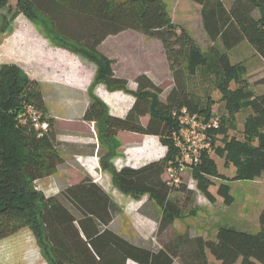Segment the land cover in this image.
Returning a JSON list of instances; mask_svg holds the SVG:
<instances>
[{
	"label": "trees",
	"instance_id": "obj_1",
	"mask_svg": "<svg viewBox=\"0 0 264 264\" xmlns=\"http://www.w3.org/2000/svg\"><path fill=\"white\" fill-rule=\"evenodd\" d=\"M178 1L18 0L25 10L48 20L61 47L97 64L95 85L103 83L109 90L132 92L135 96L127 115L119 117L112 115L95 94L93 83L89 88L90 100L83 119L95 122L108 157L116 155L121 146L119 131L156 135L167 147L163 157L139 167L116 170L102 160L122 192L149 194V199L162 207L158 234L183 215L197 190L215 200L210 189L212 178L223 180L217 194L230 205L234 196L226 181L253 180L264 172V93L256 94L251 89L243 79L244 62H232L228 53L246 39L264 61V0H232L229 7L223 0H184L196 10L213 45L221 40V47L212 46L208 51L201 50L190 33L172 21L180 17L171 9ZM128 29L162 41L173 74L171 84L164 87L143 74L137 77V89L131 91L126 78L115 76L113 60L98 47L107 36ZM21 69L17 64L0 67V240L30 227L41 238L49 264H175L176 259L182 264H209L208 253L218 264H236L240 258V264H264V208L256 233L220 226L215 239L185 232L152 249L110 228L120 206L91 176L56 194L45 195L38 190L34 183L58 171L66 160L67 147L53 129L54 119L48 116L42 83ZM202 70L215 75L226 121L205 129L210 146L201 149L198 162L190 167L196 188L184 179L170 185L164 174L181 154L176 136L182 127L183 108L207 124L215 118L212 100L205 103L189 90V78ZM257 83L264 84V77ZM166 89L169 91L162 100L160 95ZM28 107L41 114V121L48 122L47 131L36 128ZM245 110L250 113L244 120L242 138L229 136L227 122L234 126L237 113ZM145 115H149L146 124L141 120ZM217 136L223 137V145H216ZM212 153L234 163L237 174L232 178L222 174Z\"/></svg>",
	"mask_w": 264,
	"mask_h": 264
},
{
	"label": "rangeland",
	"instance_id": "obj_2",
	"mask_svg": "<svg viewBox=\"0 0 264 264\" xmlns=\"http://www.w3.org/2000/svg\"><path fill=\"white\" fill-rule=\"evenodd\" d=\"M231 1L232 0H223L227 7L230 6ZM3 3L4 4L0 3V67L3 64H17L22 68V72L25 73L27 71L26 73L29 75V58H34V66L39 64L41 59V56L39 54H30L31 47L29 46V44L33 43L32 39L36 37L41 38L42 36H44L50 39L51 42L59 46L61 42L54 36L55 32L45 17H43L39 13H34L31 11L29 12V9L25 10L23 4H19L18 0H5L3 1ZM171 9L172 12H174L177 16L180 15L179 18H174L172 21L188 31L201 50L208 51L212 46L221 47L220 39H218V41H216V43L213 45V42L210 40L203 27L202 20L196 16V10L190 9V4L188 2L184 0L175 2L173 4V7L171 6ZM255 14L258 16L257 12ZM10 45H14L15 48L11 50L12 47ZM228 53L232 62H244L246 71L243 74V79H245L251 89H253L256 94L264 93V84L257 83L259 79L264 77V62L258 57L252 45L248 41L242 40L238 44V46L236 45L235 48H231ZM79 55L83 56L81 53H79ZM160 56L162 60L160 62H155L159 65L158 68L160 74L164 75L166 74L165 68H167V65L163 58V51ZM84 57L86 58V56H83V58ZM155 60H157V58ZM155 64L151 65L147 63V67L155 69ZM201 72L202 73H198L189 78V90L194 95H197L199 98H201L205 103L208 100H212V109L215 114V118L214 121L211 120L207 122H216L218 124L220 122L223 123V121H226L225 117H223L226 113V109L224 103L220 99L221 93L216 87L215 75L210 71L206 72V70H202ZM201 74L204 76H202ZM172 82V77H164L162 86H168ZM99 84L96 83L95 85V83H93V86L97 87ZM53 88L59 89L58 86H52L51 89ZM168 91L169 89H166V91L161 93L160 97L162 100H165V92ZM51 107L54 110L59 109V106L57 104H52ZM249 113L250 110H245L237 113L234 126H231L230 122H227V126H229V136H237L239 138H242L244 120ZM57 126H55V124L53 125V129L57 132L64 130L73 132L82 131V128L76 125H73L72 127H62L60 125ZM95 130L97 132L99 144H101L98 127L96 125ZM216 141V145L218 146L224 144L222 136H217ZM102 148L103 145L101 144L100 152L103 153L102 156H100V153L96 158H87L86 160L82 161L81 165L83 164L82 166L86 167L97 166L99 167V170L101 169V173L107 172L111 176V179L109 177H105V175L103 177H96L99 174H96L95 172V177L93 179L95 181V178H97L96 182L102 185L106 190H108V192L113 196L114 200L120 206V211L115 215V218L110 224V228L122 234L129 240L152 249H158L162 247L165 242L172 240L173 238H175V236L183 234L185 232H189L190 234L195 233V235H202L209 239H215L211 234L215 229V225L216 227L218 225V227L228 226L240 230L245 229L246 231H251L253 233L258 230L253 227L252 223L251 225H247L246 222L242 221L243 219L240 217L239 210H242L245 206H247L248 210L250 209L249 213L250 218L252 219L253 211H258L262 206H264V172L255 180L237 179L226 181L230 186L231 193L233 194L235 199L233 205L228 211H224L223 209L225 207L222 205L220 206V208L208 207L207 209H203L199 202L201 198L203 199L206 196L202 192L197 190L195 200L185 206L183 215L177 217L173 224L170 225L163 233L158 234L157 232L162 207L157 205L154 200L149 199V194L133 195L122 192L114 183V174L112 170L107 167L105 169L104 164L102 163V160H104V162L106 161L113 165L116 170L121 169L125 160L123 158L125 156L120 149L121 146L117 149L116 155H114L113 157H108L106 147L103 150ZM69 151L71 153L73 149H69ZM212 157L216 160L218 169L222 174H225L230 178L237 174L238 169L234 163H228V161H226V158L221 157L215 153H212ZM69 164L71 165L69 166L70 169H66L68 171V176L66 177L67 184L64 187H60L59 190L56 186H50V188L48 189L47 186H41L36 182L34 183V185L38 190L43 191V189H46V192L43 191L45 195H52V191L58 190L55 192V194L59 193L65 187L78 183L84 177L88 176L87 171L84 167H81L80 163L74 162L75 165L71 163ZM183 176L184 180L188 184L191 183L192 185H194V178L190 170L186 171ZM164 178L166 179L165 174ZM212 180L213 185H211L210 187L211 190H215L216 187L223 181L219 178H212ZM41 187H43V189H39ZM182 201L183 200H181V203ZM66 204L69 205L67 202ZM20 231L19 233L26 234L28 240L29 237L35 240L37 247L40 249L44 259L49 264L50 260L43 254V250L41 248V238L39 237L37 232L35 230L33 231V229H31L30 227H25ZM29 233L31 236H29ZM15 251H17V264H24L22 258L24 255V249L19 246V248ZM208 254L209 264H218V261L210 253ZM128 262L129 264H137L133 261ZM175 264L182 263L179 259H176Z\"/></svg>",
	"mask_w": 264,
	"mask_h": 264
},
{
	"label": "crops",
	"instance_id": "obj_3",
	"mask_svg": "<svg viewBox=\"0 0 264 264\" xmlns=\"http://www.w3.org/2000/svg\"><path fill=\"white\" fill-rule=\"evenodd\" d=\"M32 41L33 43L29 44L31 47L30 54H39L41 59L40 63L38 62L39 64L34 66V58H29V75L31 78H35L42 83L44 99L48 107V116L54 119L55 126L72 127L76 125L82 128L80 132L65 130L57 132L58 140L67 147L66 160L59 165L58 171L55 174L36 181L41 186H47L48 189L50 186H56L59 190L60 187H64L67 184L66 177L68 176V171L66 169L71 166L69 163L75 165L74 162H77L81 165L82 161L87 158H96L99 155V140L95 130L96 124L94 121H85L83 119L89 104V88L94 81L97 64L67 48L54 44L44 36L33 38ZM245 41L248 40L245 39ZM11 47V50L15 48L14 45ZM98 49L113 60L112 67L115 76L126 78L129 82L128 88L131 91L137 89V77L143 74L151 78L156 84H161L163 78L167 76L173 79L163 43L156 37L128 29L107 36ZM253 49L256 52L254 47ZM162 51L167 65V68H165L166 74L164 75L160 74L159 65L155 62L162 60L160 56ZM156 58L157 60H155ZM147 63L151 65L156 63L155 69L147 67ZM52 86H58L59 89H51ZM94 92L108 105L110 113L119 117H125L136 100L132 92L123 90L112 91L103 83L95 87ZM52 104H57L59 109H61L54 110L51 107ZM141 120L146 124L149 120V115L141 117ZM117 137L121 143L120 149L125 156L123 157L125 159L123 166L139 167L147 162L160 159L167 151V147L161 143L159 137L156 135L119 131ZM69 149H73V151L70 153ZM82 165L81 167H84L92 178L95 177L94 173L96 172V174H99L96 177H103L105 175V177L111 179L109 173H101V169L99 170L97 166L86 167ZM95 181H97V178H95ZM217 188L218 186L215 190H211L215 195L214 201L205 197L201 198L199 204L203 209H207L208 207L220 208L222 205L225 207L223 210L228 211L234 202L230 205L225 204L223 198L216 193ZM39 189H43V187ZM58 190L52 191L53 194ZM43 191L46 192V189H43ZM263 208L264 206L255 212L251 210L253 211V220L250 218V209L248 210L247 206L239 210V214L243 222H246L247 225H251L252 223L253 227L259 231V216ZM217 229L218 225L217 227L215 225V229L211 233L214 238H216ZM191 235H195V233H191ZM29 236H31L30 233ZM19 246L24 249L22 257L24 264H48L37 247L35 240L30 237L28 240L26 234L19 232L0 240V264H17V251L15 250ZM240 262L241 258L237 263L240 264Z\"/></svg>",
	"mask_w": 264,
	"mask_h": 264
},
{
	"label": "built area",
	"instance_id": "obj_4",
	"mask_svg": "<svg viewBox=\"0 0 264 264\" xmlns=\"http://www.w3.org/2000/svg\"><path fill=\"white\" fill-rule=\"evenodd\" d=\"M29 115L36 126L42 131H47L48 122L41 121V114L32 107H28ZM182 127L176 136L177 144L180 146L181 154L176 157V162L167 167L165 175L166 180L170 185H178L184 179V173L190 170V167L197 163L199 154L202 148L209 147L210 142L205 132L207 126H216V122L207 124L199 119L196 115L188 112L183 108V115L181 117ZM194 185L188 184L191 188H196L195 179Z\"/></svg>",
	"mask_w": 264,
	"mask_h": 264
}]
</instances>
